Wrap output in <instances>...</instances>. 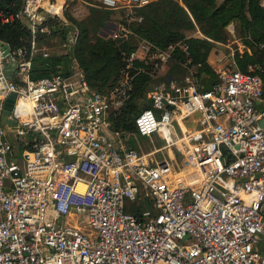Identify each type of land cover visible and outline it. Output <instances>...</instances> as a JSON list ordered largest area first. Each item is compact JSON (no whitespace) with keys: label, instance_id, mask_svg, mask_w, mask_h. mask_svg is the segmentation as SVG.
I'll return each mask as SVG.
<instances>
[{"label":"built area","instance_id":"2783aa9c","mask_svg":"<svg viewBox=\"0 0 264 264\" xmlns=\"http://www.w3.org/2000/svg\"><path fill=\"white\" fill-rule=\"evenodd\" d=\"M153 1L20 0L0 10L2 25L20 23L30 38L3 41L6 55L0 45V120L15 94L7 115L15 126L0 125V264H264L263 67L219 68L208 91L199 86L205 74L167 75L133 116L136 136L111 117L145 65L158 70L176 45L142 40L123 52L105 91L90 87L75 58L66 75L31 78L33 59L49 56L38 37L53 18L67 28L63 48L74 46L71 4L122 11L128 37L143 20L136 10ZM3 60L14 65L11 78Z\"/></svg>","mask_w":264,"mask_h":264},{"label":"trees","instance_id":"16d2710c","mask_svg":"<svg viewBox=\"0 0 264 264\" xmlns=\"http://www.w3.org/2000/svg\"><path fill=\"white\" fill-rule=\"evenodd\" d=\"M154 1L136 10L137 14L143 16V20L130 27L135 35L145 38L160 49H165L169 44L185 42L188 45L187 55L178 45L175 47L173 55L178 60L176 66L189 59L192 65L200 64L198 76L204 73L214 77L215 73L206 60L214 42L223 41L225 38L220 34L231 20L237 22L238 35L252 49L251 55L244 56L240 70L246 71L245 66L248 62L264 65V51L259 48V45L264 47V7L261 5L263 0H159L156 3ZM19 6L20 0H0V10H16ZM148 9H152L153 14L148 13ZM118 13L122 15V11ZM64 16L70 27L78 29L71 57L75 58L83 69L91 88L98 91L108 90L115 84L122 65L123 52H130L136 47L133 36L128 38L122 36L121 40L115 41L98 33L92 39L88 36V30L84 26L75 25L76 22L66 14V11ZM204 18L209 24V28L203 31L204 38H186L184 31L194 26L193 20L199 22ZM66 29V27L63 29L64 32L58 31L63 34L66 33ZM95 31L97 33L98 29ZM44 36L47 35H40L38 39ZM0 41L14 46H28L29 32L20 23L10 25L0 23ZM61 60V57L36 56L33 59L31 78L38 79L52 73H61ZM145 66L150 69L148 64ZM261 76L264 83V73ZM151 81L152 77L148 74L140 73L135 77L131 98L115 116L111 117L113 128L128 130L136 136L133 116L143 107L147 87ZM136 99H141L140 107L136 104Z\"/></svg>","mask_w":264,"mask_h":264},{"label":"rangeland","instance_id":"374dc122","mask_svg":"<svg viewBox=\"0 0 264 264\" xmlns=\"http://www.w3.org/2000/svg\"><path fill=\"white\" fill-rule=\"evenodd\" d=\"M66 14L70 15L74 19V21L76 22L75 25L84 26L88 30L87 32L88 36L92 39H94L98 33L99 35H102L106 38L108 37L115 41L122 39L120 38L122 36L120 35L121 33L118 29L119 23L113 21V19H116V18L119 20L118 15H117L118 11H108L105 9L91 7V6L83 5L80 3H73L69 6L68 9H66ZM56 21L58 23H55ZM193 23H194V26L191 29L184 31L185 35L186 34L192 35L191 37H194V35H197V36H200L201 38H204L203 31L209 28L208 21L205 20L204 18V19H201L199 22H195L193 20ZM231 24L233 23H229L222 29V33L220 35L224 36L225 38L223 39V41H220V42L226 41L225 43H228V42L231 43L235 41L234 36H239L237 33V30L235 32L232 29L233 27H229V25ZM51 26L53 27L55 32L52 31L51 34L44 36L41 39L42 40L41 44L45 46L47 48V51L49 52V56L46 58H51V57H61L62 58L61 60L62 65L60 66V72L62 75H66L68 71L70 70V64H71V59H72L71 57L72 55L70 54L72 52L71 50L70 52H68L65 48H63V42L65 40L66 35L65 33L62 34V32H64L63 29H65V26L57 18L52 19ZM96 29H98L97 33L95 31ZM58 30H62V32L59 33ZM233 32H234V35L232 34ZM115 35H118V36H115ZM142 39L144 38L138 36L136 39H134V41L138 44L139 42H142ZM182 42L183 41H181V43ZM230 46L232 47V49H234L237 47V44L234 43V44H231ZM173 57L174 58L168 61L169 63L166 62L164 64L165 67L163 66L164 69L161 70L162 72H160L159 74L161 77L157 76L160 78H156L155 71L152 68L150 69L147 68V70L151 72L152 75L154 74L155 76V78L152 79L151 82H149L147 90L161 83L167 75H171L175 78H179V77L185 76L186 74H189V75L191 74L194 77H198L197 73H198L199 67H196L197 64L192 65L187 60L185 63H182L179 66H176V64H178V60L177 58L175 59V56ZM140 102H141V99H136V104L139 107L141 106ZM263 106H264V94L262 96L261 102L258 104V107L260 108H262ZM172 131L174 134H177V135L181 134L180 129L175 122H173ZM145 140L147 139L145 138L144 141ZM161 144H162V141L158 140L156 142L157 146H160ZM139 145L142 148H146L148 146V144H146V141H145V144L142 141H139ZM78 187L80 188L81 191H83L84 188L82 184H79Z\"/></svg>","mask_w":264,"mask_h":264},{"label":"crops","instance_id":"0c3cea01","mask_svg":"<svg viewBox=\"0 0 264 264\" xmlns=\"http://www.w3.org/2000/svg\"><path fill=\"white\" fill-rule=\"evenodd\" d=\"M157 1H159V0H155L154 3H156ZM263 3H264V0L261 1V5L262 6L264 5ZM148 13L153 14L152 9H148ZM117 15H118L119 20L121 21L122 15H120L119 13ZM119 20L117 18L113 19V21H115L117 23H119L118 22ZM229 23H233V24L229 25V27H233L232 29L236 32V30H237V22L235 20H231V21H229L227 23V25ZM66 34H67V29H66L65 35ZM232 34L234 35V32ZM131 36H133L134 39H136L138 37L135 34L134 35L133 34L129 35V37H131ZM185 36H186V38H190L192 35H187L186 34ZM194 37L201 38L200 36H197V35H194ZM234 37H235V41H233L231 43L230 42L225 43L226 41L225 42H218V41L214 42V46L211 48V50H210V52L208 54L207 60H206L208 65H210V67L212 68L213 71H215V70H217L219 68H222V67H228V68L232 67V68L241 69L242 68L241 67V63L243 62L244 56L252 54V49L248 45H246L244 43V41L242 40V38L240 36H234ZM142 40H145V38L142 39ZM211 41H213V40H211ZM149 43H151V42H149ZM182 43H184V42H182ZM182 43L180 42L178 44H173V45H176V46L178 45L179 46ZM234 43L237 44V47L232 49V47L230 45L234 44ZM136 46H137V43H136ZM259 48L264 51V47L262 45H259ZM174 50H175V48H174ZM141 64L143 65V63H141ZM255 64H258V63L248 62L246 64V66H245V69H248L249 66H253ZM163 66H164V64L158 70L155 71L156 78H160L161 77L159 74H160V72H162L161 70L164 69ZM145 74L150 75V77H152V79L155 78L154 74L152 75V73L149 72V71H147V73H145ZM202 74H204V73H202ZM157 76H160V77H157ZM207 76H209V75H207Z\"/></svg>","mask_w":264,"mask_h":264},{"label":"water","instance_id":"95a60500","mask_svg":"<svg viewBox=\"0 0 264 264\" xmlns=\"http://www.w3.org/2000/svg\"><path fill=\"white\" fill-rule=\"evenodd\" d=\"M0 45L5 50L4 54L6 55L8 53V51H9V49L7 47V44L3 43V41H0ZM3 64H4V67L6 69L7 77L11 78V74H12L14 65L10 64V63H6L5 60H3ZM213 83H214V78H212L210 76H207V75L206 76H202L200 78V80H199V86L201 87L202 91L211 90ZM14 98H15V94H11L6 99V102H5V105H4L3 116L1 117V120H0V125H4L5 123H8L9 125L15 126V121L12 120V119H8L7 118V115L10 112V109H11L12 103L14 101ZM143 105L145 107H148L149 106V100L146 99L144 101ZM199 116H200V114H199V112H197V113L194 114L193 119H197ZM187 125H188V127H194L195 126L193 122H187Z\"/></svg>","mask_w":264,"mask_h":264}]
</instances>
